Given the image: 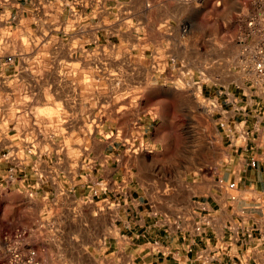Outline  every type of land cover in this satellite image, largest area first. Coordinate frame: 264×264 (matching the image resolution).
Here are the masks:
<instances>
[{
	"label": "crops",
	"instance_id": "1",
	"mask_svg": "<svg viewBox=\"0 0 264 264\" xmlns=\"http://www.w3.org/2000/svg\"><path fill=\"white\" fill-rule=\"evenodd\" d=\"M11 5L0 13L14 57L0 68V185L24 168L2 193L21 196L26 224L48 210L66 264H264V86L221 84L219 40L212 65L199 64L206 45L189 38L202 8L179 20L187 0ZM188 68L198 83L213 77L211 120L164 111L189 114L176 85Z\"/></svg>",
	"mask_w": 264,
	"mask_h": 264
},
{
	"label": "rangeland",
	"instance_id": "2",
	"mask_svg": "<svg viewBox=\"0 0 264 264\" xmlns=\"http://www.w3.org/2000/svg\"><path fill=\"white\" fill-rule=\"evenodd\" d=\"M186 11L182 13H174L176 19H182L184 17H190L194 15L195 10L189 11L191 8H198L202 10L198 13V28L194 31V34L189 38L191 49H195L198 43L204 42L206 45V52L202 59H199V64L204 65L206 68L212 65L213 56V43L217 40L220 41V62L222 73L221 84L228 85L230 81H237L240 84L243 83L244 78L247 76L249 79L257 80L253 75H249L240 71V44L238 38L244 33L245 29V11L244 7L248 5L249 0H187ZM189 9V10H188ZM196 13V12H195ZM196 64V62H194ZM235 67L241 73H227L230 67ZM186 70V69H185ZM188 71L191 75L188 81L177 79L176 85L179 88H185L189 91V114L180 117L178 110L165 109L167 115L177 120H211L214 113L215 103L212 100H203L202 91L209 92L212 88L211 81L213 77L203 76L201 79L203 82H199L198 76H195L190 68ZM246 77V78H247ZM207 108L211 112L208 113ZM193 107V108H191ZM146 111L145 108L141 109L142 114ZM144 149V148H143ZM145 150V149H144ZM147 151V150H146ZM151 151V150H150ZM0 191V234L2 233H14L17 229L26 225L27 215L24 211V204L21 201V196H8ZM88 196V195H87ZM85 263L88 258L85 256L80 257Z\"/></svg>",
	"mask_w": 264,
	"mask_h": 264
},
{
	"label": "built area",
	"instance_id": "3",
	"mask_svg": "<svg viewBox=\"0 0 264 264\" xmlns=\"http://www.w3.org/2000/svg\"><path fill=\"white\" fill-rule=\"evenodd\" d=\"M19 0H0V13L2 15L12 6V2ZM245 29L238 38L240 44V69L253 75L258 83L264 86V0H249L244 7ZM15 17L11 16L5 22L7 32L13 30ZM8 35L0 31V68L12 64L14 57L6 54ZM228 137L235 134L234 128L221 123ZM264 134V124L262 126ZM150 151L149 148L144 147ZM255 165V162H252ZM16 173H24V168H10L5 182L0 185V191L15 180ZM221 186L224 181L219 180ZM235 184L228 185L233 189ZM103 184L98 181L91 187L90 195L84 200L97 198L103 191ZM208 221L204 220L196 227L201 232ZM62 242L57 226L45 210L37 216L30 224L17 229L14 233L0 234V264H66L65 255L62 251Z\"/></svg>",
	"mask_w": 264,
	"mask_h": 264
}]
</instances>
